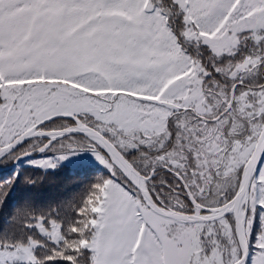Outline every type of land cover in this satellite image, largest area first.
Here are the masks:
<instances>
[{"label": "snow or ice", "instance_id": "1", "mask_svg": "<svg viewBox=\"0 0 264 264\" xmlns=\"http://www.w3.org/2000/svg\"><path fill=\"white\" fill-rule=\"evenodd\" d=\"M33 151L109 177L0 264H264V0H0V158Z\"/></svg>", "mask_w": 264, "mask_h": 264}, {"label": "trees", "instance_id": "2", "mask_svg": "<svg viewBox=\"0 0 264 264\" xmlns=\"http://www.w3.org/2000/svg\"><path fill=\"white\" fill-rule=\"evenodd\" d=\"M200 51L206 55L203 48ZM188 52L191 54L193 49L189 47ZM31 143L30 140L15 152L28 150ZM15 159V156H9L0 161V194L6 193L0 203V242H17L28 236L35 237L38 234L35 229L25 227V224L32 223L37 216L59 222L66 227L76 219L75 209L82 205L92 185L109 176L99 166L77 169L61 165L44 171L26 166V160L12 166ZM155 179L173 182L163 170H157ZM155 187L160 189L162 186L155 183ZM18 210L21 212V219L17 223H10ZM258 229L257 218L252 230V242ZM37 237L39 238L38 235Z\"/></svg>", "mask_w": 264, "mask_h": 264}, {"label": "rangeland", "instance_id": "3", "mask_svg": "<svg viewBox=\"0 0 264 264\" xmlns=\"http://www.w3.org/2000/svg\"><path fill=\"white\" fill-rule=\"evenodd\" d=\"M53 158V154L52 153H45V154H40V157L38 158H33V159H27V161L24 163L26 166H30L32 168H36V169H39V167H35L34 166V162L35 161H39V160H43V159H52ZM61 165H67L68 167L70 168H73V166H75V168L77 169H80L82 167H86V166H93V168L95 166H99L103 172H106L109 174L108 170L103 166L101 165L95 158L94 156L89 153V152H81V153H78V154H75V155H70L68 157V159L64 160V161H61L57 164V167L61 166ZM44 171H50V170H53V169H43V168H40ZM56 169V168H54ZM109 177V176H108ZM44 223L47 225L48 223V220H44ZM35 229V228H34ZM36 233H37V230L35 229ZM39 236V234H37ZM37 235L34 237V238H37ZM252 250V249H251ZM250 250V251H251Z\"/></svg>", "mask_w": 264, "mask_h": 264}, {"label": "water", "instance_id": "4", "mask_svg": "<svg viewBox=\"0 0 264 264\" xmlns=\"http://www.w3.org/2000/svg\"><path fill=\"white\" fill-rule=\"evenodd\" d=\"M27 141H28V140L24 141L21 145L17 146V148H19L20 146L26 144ZM14 151H15V150H14ZM36 153H40V152H36ZM32 154H33V153H31L30 155L21 156V157L17 158L16 161H15V164L18 163V162L21 161V160L27 159V157L31 156ZM2 159H3V158H0V160H2Z\"/></svg>", "mask_w": 264, "mask_h": 264}]
</instances>
